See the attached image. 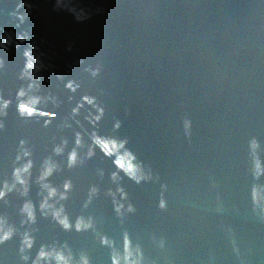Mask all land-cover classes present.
Listing matches in <instances>:
<instances>
[{
    "label": "water",
    "instance_id": "95a60500",
    "mask_svg": "<svg viewBox=\"0 0 264 264\" xmlns=\"http://www.w3.org/2000/svg\"><path fill=\"white\" fill-rule=\"evenodd\" d=\"M82 2L105 12L78 24L52 10L56 0H0V35L29 37L19 49H0V98L9 102L0 117V189L19 166L20 140L34 164L28 195L9 192L0 200V227L16 229L0 245V264H25L19 250L25 232L35 240L30 257L40 246L62 248L74 264L81 255L89 264H111L114 252L123 255L125 234L133 251L140 249L142 264H264V213L253 203L254 189L264 200V171L256 175L257 163L264 170V2ZM19 3L32 7L22 24L12 15ZM64 7L71 11L77 0H65ZM32 43L39 48L35 55L51 66L39 94L59 101L45 109L47 128L42 119H23L16 110L17 91L28 83L20 79L23 51ZM97 66L100 74L93 78L88 69ZM68 81L79 85L75 93L65 88ZM85 95L104 109L95 127L89 123L95 109L88 105L71 118ZM78 131L81 163L68 168L67 151ZM93 133L99 148L91 145ZM62 139L68 149L53 157L58 171L49 182L62 191L71 180L73 190L68 200L48 201L42 209L47 192L35 180ZM141 166L147 178L139 184L123 174L118 182L111 179L117 167L135 175ZM92 188L97 192L89 202ZM114 196L124 205L119 215ZM25 202L35 207L34 220L21 212ZM53 203L73 225L83 219L92 228L64 231L53 219ZM102 236L113 246L102 245Z\"/></svg>",
    "mask_w": 264,
    "mask_h": 264
},
{
    "label": "clouds",
    "instance_id": "9594fccd",
    "mask_svg": "<svg viewBox=\"0 0 264 264\" xmlns=\"http://www.w3.org/2000/svg\"><path fill=\"white\" fill-rule=\"evenodd\" d=\"M264 2V0H262ZM65 0H56L53 11L57 13H67L70 15L74 21L78 24L86 23L91 20L93 16L103 15L105 9L100 6L93 7L89 4L83 3L82 0H77V7L69 11L64 7ZM20 9H24V12L21 13ZM32 7L28 4H17L16 11L12 14L16 19L22 24L28 15H31ZM19 26V25H17ZM29 40L27 34H15L13 32L4 31L0 35V49L7 51L10 48L19 49L22 45H25ZM69 52L72 51V45H68ZM39 52V48L35 43H32L30 47L24 49V66L20 73V79L27 81V87H22L17 91L16 98V110L19 116L23 119H33L38 118L44 121L43 127L47 128L50 125V119H43L48 114V110H45L49 105L53 108L59 106V101L56 97L52 95H41L40 88L41 82L43 81V74L51 70L50 65H46L43 60L40 59L35 53ZM77 65L82 64V60H77L75 62ZM91 77L95 78L100 74V67L88 69ZM58 79H63V77H58ZM65 88L71 92L75 93L79 88V85L74 81H68L65 84ZM9 102L0 98V117L4 115L5 110L8 108ZM85 105H88L95 109V115L89 114V123L95 127V125L101 120L104 115V109L100 107L96 98L93 96H82L79 103L71 111V118H75L80 114V110L84 108ZM66 127H71L70 124L65 121ZM190 122L185 121V130L187 131L190 128ZM2 127V124H0ZM116 129L120 127L119 121L114 125ZM91 145H95L99 148L98 140L100 137L94 133L89 135ZM69 141L67 139H62L58 144H56L52 149V156L45 158L40 164L39 175L36 177L35 183H37L43 192H47V198L44 203L41 205V208L45 205H48V201H66L69 198V194L73 190V184L71 180H66L63 184V190L59 191L56 187H53L49 182V178L58 171V165L53 157L64 156L66 150L68 149ZM84 147L83 135L81 132H75L74 134V147L70 151H67L66 160L68 168H75L81 163L80 149ZM20 151L16 156V161L19 166L14 167L12 171L11 183L4 182L3 188L0 189V200H4L6 195L9 192H19L21 196H27L30 190V184L32 180V170L34 167L32 160V153L26 147V141L20 140L19 142ZM252 148H256L255 141L252 142ZM102 150V149H101ZM93 155V150L91 146H88L87 157L91 158ZM262 170L259 163L256 164V175L259 176L262 174ZM120 174L126 176L129 180L134 181L139 184L147 177L145 176L142 166L138 169L135 175H130L129 172L125 169L116 168L111 175L113 182H118L120 179ZM120 198L124 199L125 195L122 189H118ZM97 190L95 188L90 189L89 202L91 197L96 194ZM114 199L115 212L119 215L122 213L124 205L118 203ZM55 203L50 205L53 209L52 215L53 219L64 229L66 232H71L75 228L76 233L86 232L92 228L91 224H85L83 219H78L75 225L67 218V216L62 217L63 209L55 210ZM253 203L260 209L261 213H264V200L259 197L257 191L253 190ZM87 206V205H85ZM167 207L166 201L161 199L159 202V208L165 209ZM127 211L133 212L134 209L129 206ZM22 213H26L29 220H34L35 218V207L29 203L25 202L21 208ZM16 234V229L11 226L6 228L0 227V245L5 244V242L13 239ZM100 243L106 247H112V242L107 237H101ZM35 244V240L32 236L25 232L20 241V253L25 264H74V258L69 251H66L62 248H45L40 246L35 257H30L27 253H30ZM162 246V245H161ZM143 255L139 248L135 249V252L132 249L131 241L129 240L127 234H125L123 239V255L121 256L118 253H113L111 257V264H142ZM75 264H89V259L86 255H81L79 260Z\"/></svg>",
    "mask_w": 264,
    "mask_h": 264
}]
</instances>
